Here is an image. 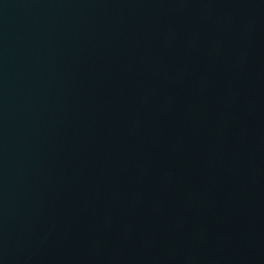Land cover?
Here are the masks:
<instances>
[{
  "label": "water",
  "instance_id": "1",
  "mask_svg": "<svg viewBox=\"0 0 264 264\" xmlns=\"http://www.w3.org/2000/svg\"><path fill=\"white\" fill-rule=\"evenodd\" d=\"M0 264H264V0H0Z\"/></svg>",
  "mask_w": 264,
  "mask_h": 264
}]
</instances>
